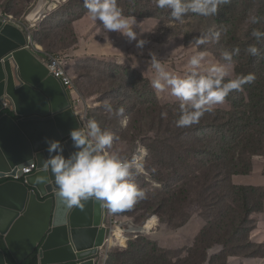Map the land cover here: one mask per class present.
<instances>
[{
    "label": "trees",
    "instance_id": "16d2710c",
    "mask_svg": "<svg viewBox=\"0 0 264 264\" xmlns=\"http://www.w3.org/2000/svg\"><path fill=\"white\" fill-rule=\"evenodd\" d=\"M35 1L19 0L20 6L16 8L14 0H0V10L11 11L17 19L24 20L23 15ZM142 1L117 0L125 16L140 20L152 15L159 18L149 36L158 46L164 41L159 35L161 29L174 21L171 10L158 8L155 0H150L149 5ZM54 13L32 30L33 41L45 53L52 54L69 44H74L76 50L79 41L73 28H69L66 40L57 29L63 20L73 26L74 21L87 14L84 0H67ZM253 16L260 18L258 23L250 22ZM192 19L204 23L196 34L206 37L209 47L195 50L209 53V58L230 68L231 75L225 80L255 75L252 83L230 92L225 102L220 107L216 105L212 113H206L198 124L177 127L181 115L179 101L157 103L156 91L148 78L129 64L97 67L89 64L95 58L86 57L84 62L88 64L80 70L81 93L91 101L97 93L101 94L97 107L88 108L87 120L95 119L102 130L119 137L113 150L121 152L118 146L131 149L138 141L148 152L146 174L133 176L140 187L147 189V198L113 216L131 220L134 226L143 225L152 214L158 218L157 227L150 233L132 234L126 246L111 247L105 264H229L232 258L264 259V227L260 225L264 215V185L233 181L235 175L254 173L253 159L264 155V36L257 39L252 35L254 29L264 33V0H230L220 4L214 15L189 12L183 23L175 21L172 26H187ZM216 33H220L218 41L213 39ZM252 45L258 49L256 55L247 52ZM234 49H239V53L229 66L222 53ZM40 55L46 58L45 54ZM136 85L138 90L133 91L132 97L130 90ZM106 104L112 106L113 113L105 110ZM120 108L123 115L115 114ZM125 117L128 123L122 126ZM129 157L132 158L131 154ZM3 181L0 179V183ZM195 202L200 206L197 216L202 224L191 245L182 246V242L171 240L170 235L190 221L189 206ZM161 232L164 237H156ZM217 246L220 247L217 252H210ZM0 249L5 252L7 262L15 264L1 235ZM21 264H36L35 254Z\"/></svg>",
    "mask_w": 264,
    "mask_h": 264
},
{
    "label": "water",
    "instance_id": "95a60500",
    "mask_svg": "<svg viewBox=\"0 0 264 264\" xmlns=\"http://www.w3.org/2000/svg\"><path fill=\"white\" fill-rule=\"evenodd\" d=\"M28 43L26 31L0 18V179L35 162L25 182L0 183V235L15 264L32 254L36 264H95L107 231L105 208L88 200L69 210L55 184L39 179L51 178L41 169L47 141L59 140L68 156L74 151L70 131L80 124L66 86ZM0 264H10L2 249Z\"/></svg>",
    "mask_w": 264,
    "mask_h": 264
},
{
    "label": "clouds",
    "instance_id": "9594fccd",
    "mask_svg": "<svg viewBox=\"0 0 264 264\" xmlns=\"http://www.w3.org/2000/svg\"><path fill=\"white\" fill-rule=\"evenodd\" d=\"M155 2L158 8L170 9L174 21L183 23L184 17L189 12L201 16L214 15L220 4L229 3L230 0H155ZM84 6L87 9V15L90 16L93 22H102V29L106 34L115 31L117 34L130 39H136L137 32L134 28L137 26V20L135 17L125 16L118 6L117 0H84ZM43 12L44 9L38 17L43 16ZM1 15L6 14L0 13L2 19ZM27 17L25 20L31 21ZM46 17L45 14L42 20ZM259 20L260 18L256 16L250 17V22L253 24L258 23ZM2 21L15 23L27 32V39L29 40L27 48L39 58L42 57L39 54H45L46 58H40L45 62V65L47 54L59 57L61 62V55L45 53L41 45L33 41L32 30L36 26L30 29L25 22L5 21L3 19ZM252 35L259 39L264 36V33L254 29ZM219 37L220 33H216L213 39L218 41ZM207 42L206 37L195 38L197 46ZM145 43L146 41L143 39L137 40L136 47L142 49ZM84 45L92 44L81 42L79 39V49L82 48L83 52L86 51ZM92 46L95 47V50L90 52H97L96 49L99 44L94 43ZM247 52L256 55L258 49L252 45L248 47ZM238 53L239 49H234L231 52L225 51L222 53V58L224 61L229 62L230 66L233 56ZM151 68L154 70L151 85L156 93L167 92L179 101L181 115L176 121V126L179 128H187L198 124L206 113H212L216 105L223 104L230 92L233 90L239 91L244 84L252 83L255 80L254 74L225 80V77L228 76L226 66L209 58V53L204 51L191 56L182 75L166 70L155 54H151ZM64 70L71 78L67 69L64 68ZM67 90L71 95V90ZM79 98H77L78 101H80ZM73 103L75 104L74 99ZM81 103L85 109L80 110L79 115L76 113L80 126L70 131L74 151L65 156L64 148L59 140L47 141L49 156L43 160L41 169L43 173L50 174L51 178L49 179V175H43L39 179L48 180L49 183L55 184L56 196L69 210L74 207L82 209L83 202L88 200L100 202L102 207L105 208L104 225L107 229L108 211L113 214L131 209L136 203L147 198V189L140 187L133 176L146 174L148 152L146 148L138 146L132 152V158H126L121 155L119 150H113L114 142L119 140V137L109 131L102 130L95 119L87 120L86 112L89 106L84 100ZM105 110L108 113H113L110 104L105 105ZM123 112V108H120L115 114L123 115ZM162 115H166V113H162ZM121 123L122 126H127V117ZM137 149H139V155H136ZM2 179L9 180L13 178H6L5 176ZM20 181L25 182L23 179ZM140 227L143 228V225L134 226L132 224L134 231L131 232L129 238L132 234H144L141 233L142 229H139ZM104 245L101 251L98 249L95 264L99 263L101 252L105 250Z\"/></svg>",
    "mask_w": 264,
    "mask_h": 264
},
{
    "label": "rangeland",
    "instance_id": "374dc122",
    "mask_svg": "<svg viewBox=\"0 0 264 264\" xmlns=\"http://www.w3.org/2000/svg\"><path fill=\"white\" fill-rule=\"evenodd\" d=\"M45 2L43 4L41 13L45 7V9L49 14H55L54 12L62 6L67 0H36L34 4L30 6L26 15H23L24 18L31 12L32 9L38 5L39 2ZM144 4L149 5L150 0H143ZM54 3V5H52ZM14 6L18 8L20 6L19 0H14ZM1 5V4H0ZM4 7V6H3ZM6 7V6H5ZM45 11V10H44ZM0 13L10 15L15 21L18 22H25L30 29H33L35 26L39 24V22L43 19L42 17H38L36 20H23L17 19L11 11L5 12L0 10ZM46 15V16H48ZM62 18L63 15H59ZM137 26L134 30L137 32V37L135 40L130 39L126 36L121 34H117V32H108L107 34L102 29V22L96 21L93 22L87 14L82 17V19L74 21L72 24L73 26L69 25L68 22L61 21L59 24L60 27L57 29V33L59 36L63 37L64 40L67 39V34L69 28H73V34L77 41L87 42V43H98L99 46L97 47V52H83V49H79V42L77 43V49L74 50L75 45L69 44L67 48H59L55 49V55H61V65L63 68L67 69L73 79V83L75 89L71 91V95L74 99L76 104V99L80 97V101L83 100L87 102L88 108L90 107H97L96 105L99 104L97 99L101 96L100 93H97L95 97L89 99L85 97L80 89L79 83L82 81V75H80V70L84 67L85 64L88 62H84L86 57L95 58V60H90L89 64L92 66H111L114 64H129L131 65L138 73L142 74L144 77L148 78L150 84L151 80L154 77V70L151 68V54H155L156 57L161 61V63L165 66L166 70L177 73L183 74L186 70V65L188 60L191 58L192 55L198 53L197 50H206L209 47L207 43L197 46L195 43V38H197V32L202 30L204 27L203 22H198L195 20H190V24L187 26L184 25H177L172 26L175 21H169L164 28L161 29L159 35H162L164 41L158 46L154 45L149 36L150 33L154 31V28L159 24V18L152 15L149 18L145 19H136ZM49 23V22H48ZM171 25V27H167ZM31 26V27H30ZM63 28H67L66 32H63ZM101 28V30H99ZM116 34V35H115ZM158 35V36H159ZM89 39V40H87ZM143 39L146 41L144 47L142 49L136 47L137 40ZM97 41V42H96ZM156 43V42H154ZM195 45V46H194ZM228 74L231 75V69L227 68ZM138 90L137 85L131 88V92L129 95L132 97L135 96L133 91ZM157 95V96H156ZM155 95V99L157 103L160 105H166L169 103H173L177 101L175 97H172L170 94L161 93ZM81 110L85 109L82 103L80 104ZM220 107V105H219ZM228 108V105L224 108ZM76 109V108H75ZM88 110V109H87ZM223 110V109H222ZM79 111V110H78ZM76 109V113L79 115L80 111L78 112ZM140 146V142L136 141L132 146L131 149H127L124 146H118L121 150V155L128 158L130 154L134 151L136 147ZM142 147V146H140ZM255 172L248 175H235L233 177L234 183L237 184H251V185H264V155L257 156L253 159ZM189 209L192 212V218L190 221L181 229L178 230L170 235L171 240L176 242H182V246H190L195 234L200 229L202 224L201 219L197 216V213L200 210V206L197 202L192 203L189 206ZM151 217H154L155 221L158 224V218L155 214H152ZM107 222V220H105ZM260 225L264 227V215L262 217V221ZM157 227V225H156ZM155 227V228H156ZM157 231V230H154ZM164 233H156V237L162 238L164 237ZM123 241H121L122 243ZM180 245V246H181ZM106 248V247H105ZM220 249L217 246V249H211L210 252H217ZM216 250V251H215ZM229 264H264V259H254V258H232L229 261Z\"/></svg>",
    "mask_w": 264,
    "mask_h": 264
},
{
    "label": "built area",
    "instance_id": "2783aa9c",
    "mask_svg": "<svg viewBox=\"0 0 264 264\" xmlns=\"http://www.w3.org/2000/svg\"><path fill=\"white\" fill-rule=\"evenodd\" d=\"M2 19L5 21H14L12 16L10 15H1ZM46 66L48 71L56 78H59L61 82L67 87L69 90H74V84L71 78L66 74L63 66L61 65L60 58L54 55L47 54ZM139 149L136 151V155H139ZM35 169L34 162H29L25 166L21 168V172L15 174L13 176H6V178H13L15 180L23 179L25 175L31 173ZM154 217H149L145 223L143 224L142 232L144 234L150 233L157 225V221L154 220ZM132 223L130 220H120L113 216L111 212L108 211V224H107V234L104 239L105 250L101 252L102 259L99 260L98 264H105L108 250L114 245L125 246L129 235L133 232ZM121 241H123L121 243ZM102 248L99 249L101 251Z\"/></svg>",
    "mask_w": 264,
    "mask_h": 264
},
{
    "label": "crops",
    "instance_id": "0c3cea01",
    "mask_svg": "<svg viewBox=\"0 0 264 264\" xmlns=\"http://www.w3.org/2000/svg\"><path fill=\"white\" fill-rule=\"evenodd\" d=\"M53 1H55V0H53ZM44 4H45V2H44ZM52 5H54V3H52ZM44 12H43V14L45 15H47L48 14V12L46 11V10H49V9H45V7H44ZM43 15V16H44ZM43 16H41V17H43ZM90 44H94V43H90ZM92 45H84V47H85V50H87L88 52H90V51H94L95 50V47L94 46H92ZM39 56H41L40 54H39ZM41 59H42V57H40ZM68 71V70H67ZM69 72V71H68ZM71 96V99L73 100V97H72V95H70ZM80 101H78V99H76V104H74V106H75V108L77 109V111L79 110H81V107H80ZM80 107V108H79ZM78 111V112H79Z\"/></svg>",
    "mask_w": 264,
    "mask_h": 264
},
{
    "label": "bare ground",
    "instance_id": "6f19581e",
    "mask_svg": "<svg viewBox=\"0 0 264 264\" xmlns=\"http://www.w3.org/2000/svg\"><path fill=\"white\" fill-rule=\"evenodd\" d=\"M43 4H44L43 1L39 2L38 5L35 7V9L29 13L27 19L28 20H34L39 15H41V9H42ZM100 259H102V256H100Z\"/></svg>",
    "mask_w": 264,
    "mask_h": 264
}]
</instances>
